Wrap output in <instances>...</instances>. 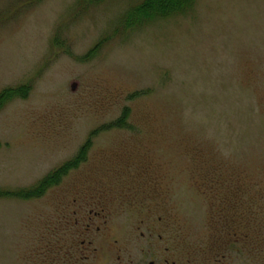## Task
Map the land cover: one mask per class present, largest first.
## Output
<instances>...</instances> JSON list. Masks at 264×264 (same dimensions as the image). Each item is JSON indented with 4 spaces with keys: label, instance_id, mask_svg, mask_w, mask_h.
Returning a JSON list of instances; mask_svg holds the SVG:
<instances>
[{
    "label": "rangeland",
    "instance_id": "obj_1",
    "mask_svg": "<svg viewBox=\"0 0 264 264\" xmlns=\"http://www.w3.org/2000/svg\"><path fill=\"white\" fill-rule=\"evenodd\" d=\"M140 1L0 0V92L30 86L0 110V190L128 113L0 198V264H264V0L122 28Z\"/></svg>",
    "mask_w": 264,
    "mask_h": 264
},
{
    "label": "trees",
    "instance_id": "obj_2",
    "mask_svg": "<svg viewBox=\"0 0 264 264\" xmlns=\"http://www.w3.org/2000/svg\"><path fill=\"white\" fill-rule=\"evenodd\" d=\"M83 2L96 3L99 0H82ZM195 0H141L138 4L129 7L121 16L120 24L124 29H133L144 26L150 22L165 19L176 15H184L188 13ZM102 44L98 43L97 47ZM96 50V49H95ZM92 50L89 55L93 52ZM85 58H88L86 56ZM30 86L27 84L20 85L13 88H5L0 92V110L12 100L24 99L28 96ZM127 110L123 113L120 119L116 122L102 126L92 131L84 143L79 147L76 154L67 162L61 164L59 167L48 172L41 180L32 187L19 189L16 191H2L0 190V198H16L21 200L37 199L44 195L47 190L57 186L62 178L68 174L70 170H74L86 160L88 150L92 145V137L100 130L108 128H123L126 125Z\"/></svg>",
    "mask_w": 264,
    "mask_h": 264
},
{
    "label": "flooded vegetation",
    "instance_id": "obj_3",
    "mask_svg": "<svg viewBox=\"0 0 264 264\" xmlns=\"http://www.w3.org/2000/svg\"><path fill=\"white\" fill-rule=\"evenodd\" d=\"M97 216H98V213H95V217H97ZM86 230H88V231L90 230V226L88 224L86 225ZM166 250H168V248H166ZM118 259H119L118 261H121L119 256H118ZM142 261H144V260H142ZM122 264H133V260L127 259V261L122 263ZM147 264H176V263L174 261L169 260V258L165 257L162 261H159L156 259L147 261Z\"/></svg>",
    "mask_w": 264,
    "mask_h": 264
}]
</instances>
